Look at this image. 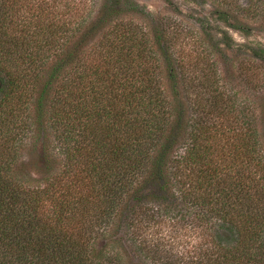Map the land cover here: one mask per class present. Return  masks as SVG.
Masks as SVG:
<instances>
[{"label": "trees", "instance_id": "trees-1", "mask_svg": "<svg viewBox=\"0 0 264 264\" xmlns=\"http://www.w3.org/2000/svg\"><path fill=\"white\" fill-rule=\"evenodd\" d=\"M247 1L218 18L248 34ZM151 16L0 0V264H264V93L228 31Z\"/></svg>", "mask_w": 264, "mask_h": 264}, {"label": "rangeland", "instance_id": "rangeland-1", "mask_svg": "<svg viewBox=\"0 0 264 264\" xmlns=\"http://www.w3.org/2000/svg\"><path fill=\"white\" fill-rule=\"evenodd\" d=\"M141 6L146 8L151 13V17L147 18L150 24L160 25L161 22L171 27H178L186 30L191 42H195L194 34L200 29V24L205 23V28H212L214 34L221 30L228 31L235 46V51L228 53L230 59L228 66L222 65V68L229 73L231 77V88L238 93V91L245 92L255 102L258 107L261 106V97L264 93V85L260 89H249L244 85L239 78L238 65L242 60H238V47L247 46H262L264 47V15L255 17L254 19L242 20L244 24L249 26L250 32L248 34L239 32L230 28L226 23L218 18L217 12L226 11L231 12L232 24L237 21L234 20L238 13V5L245 6L247 0H135ZM90 2H97L101 5L103 0H90ZM237 12V13H236ZM238 19V18H237ZM194 38V39H193ZM227 62V61H226Z\"/></svg>", "mask_w": 264, "mask_h": 264}]
</instances>
